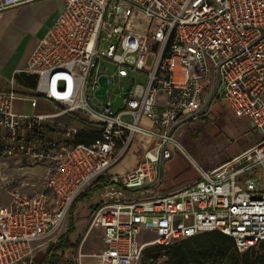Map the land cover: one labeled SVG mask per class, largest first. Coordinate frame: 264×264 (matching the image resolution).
I'll return each instance as SVG.
<instances>
[{
    "label": "built area",
    "instance_id": "obj_1",
    "mask_svg": "<svg viewBox=\"0 0 264 264\" xmlns=\"http://www.w3.org/2000/svg\"><path fill=\"white\" fill-rule=\"evenodd\" d=\"M29 1L0 0V11ZM63 1L19 69L36 76L33 92L21 95L13 81L0 88V155L51 162L41 188L12 186L9 203L0 207V264H48L37 251L57 241L73 202L91 184L105 185L88 217V229H102L103 246L78 253L76 264L82 257L139 264L154 243L167 246L213 230L231 236L239 252L258 247L264 240V0ZM104 61L114 64L112 72ZM218 66L215 97L247 117L261 137L205 169L168 130L201 107ZM100 76L108 79L103 99L95 94ZM21 98L30 107L43 98L56 110L16 112L13 103ZM61 114L92 123L93 139L75 142L80 128L58 122ZM136 135L155 139L154 146L133 169L110 175ZM173 150L195 167V181L167 194L127 196L153 183L159 157Z\"/></svg>",
    "mask_w": 264,
    "mask_h": 264
},
{
    "label": "crops",
    "instance_id": "obj_2",
    "mask_svg": "<svg viewBox=\"0 0 264 264\" xmlns=\"http://www.w3.org/2000/svg\"><path fill=\"white\" fill-rule=\"evenodd\" d=\"M64 7L63 0H32L22 5L11 7L0 11V15L4 11L15 10L16 23L3 22L0 16V88L9 89L11 81H13L14 89L21 95L31 94L36 85V76L30 73L19 72L27 64V59L30 52L34 49L38 40L45 33L46 29L54 22L58 14ZM31 31L30 37L22 38L26 31ZM20 48V50H18ZM162 97V96H161ZM23 99V98H21ZM25 100V99H23ZM26 101V100H25ZM219 101L227 107V110L232 113L228 105L220 97L213 98L208 111L200 116L190 119L180 124L177 133L179 141L183 144L188 153L193 159L203 168L211 169L228 161L244 149L255 143L260 137L261 132L253 126L247 117H237L241 121L240 131L242 134H237L232 138H224V131L221 129L224 122L221 118H216L215 121L208 120L206 124L207 131L212 137L220 142L222 154L218 157L210 158L197 153L191 146V143L186 141L187 124L192 123L198 118L208 117L213 110V105ZM32 112L36 113H52L56 110L53 103L39 98L35 107H30ZM23 112V111H22ZM55 119L65 125L80 128V131L75 138L81 141H89L94 137V126L85 119L69 114H61ZM146 125H150V121L143 119ZM177 129V127H176ZM175 131V130H174ZM173 131V132H174ZM252 131V134L246 132ZM257 133H255V132ZM254 132V133H253ZM74 138V139H75ZM148 144H155V139L148 138L143 135H136L130 147V150L123 156V158L109 169L110 175H119L133 169L137 162L142 158L145 151L150 150ZM23 156L12 157L10 162L19 161ZM5 159V158H4ZM26 159V158H25ZM7 161V159H5ZM9 162V161H8ZM16 165H9L4 167L5 170L15 169ZM51 168V162L45 160L38 162L28 171H20L26 169L23 166L18 167V171L22 175L26 174V178H19L20 182H15L9 185V191L12 186H20L24 190H29L28 185L34 184L35 187L41 188ZM198 173L190 160L177 150H173L171 156L164 162L163 177L159 185L151 188L148 185L139 187L137 189L126 191L127 196L133 198H141L153 194H167L177 188L189 185L195 181ZM28 184V185H25ZM25 185V186H23ZM88 189V190H87ZM87 190V191H85ZM81 196L75 203L72 211V231L68 233V238L73 244L72 247L64 250V255L72 254L74 259L78 253H92L98 251L102 246V229L91 228L88 229V217L90 211L101 202L104 184H91L85 189ZM94 197V199H92ZM91 199V200H90ZM86 201L80 209L79 203ZM6 205V204H5ZM3 206V205H2ZM1 207V206H0ZM46 248L37 251V258L45 257ZM83 264H94V260L88 257H82Z\"/></svg>",
    "mask_w": 264,
    "mask_h": 264
},
{
    "label": "rangeland",
    "instance_id": "obj_3",
    "mask_svg": "<svg viewBox=\"0 0 264 264\" xmlns=\"http://www.w3.org/2000/svg\"><path fill=\"white\" fill-rule=\"evenodd\" d=\"M15 12H16L15 10H9V11L2 12V14L0 15L2 21L3 22L16 23L15 22L16 21ZM142 26H143V24H142ZM31 34H32V32L28 30V31H26V33H24L22 35V38L28 39ZM18 50H20V48ZM149 61H150V58L148 59V62ZM103 65L106 66L110 72H112L115 68L114 64H112L109 61H104ZM130 75H131V73H130ZM136 76L138 77V79L144 80V76H142L141 74L137 73ZM129 83H130V81H129ZM116 85H117L116 83H113L110 86L109 92H110V96H112V97H114L115 94L117 93V88H115ZM120 104H121V98L119 97L118 99H116V101H114V108H117ZM13 110L16 112H22L23 111L26 113H30L32 111L30 108V105H29V101H25L23 99H16L14 101ZM124 118L127 120L130 119V117H128V116H126ZM216 118H221L224 122V126H222V128H221L224 131V138H229V137L232 138V137H235L237 134H242L240 131L241 121L238 118H236L230 111L227 110V107L225 106V104L223 105L222 103L217 101L215 103V105H213V110L211 113H209V116L207 118L201 117V118H198L199 120H196L192 123L187 124V131L186 132L188 135L185 136L186 141L191 143L192 148L197 153L202 154L205 157L214 158V157H218L219 155L222 154V151H221L222 147H221L220 142H216L217 140H215V138L210 135V133L207 131L208 129L206 127V124H208V120L215 121ZM178 129H179V127H177V129H175V131L173 133L176 134ZM246 133L252 134V131H248ZM255 133H257V132H255ZM175 138L177 140H179L176 135H175ZM147 146H148V148H151L153 146V144H148ZM10 161H11V159H7V161H6L4 159V157H2L0 155V206H2V205L4 206L5 204H8L10 201L9 185L13 184L15 182V180L17 182H20L19 178H21V179L26 178V174L22 175L20 173V171H23V172L28 171V170H30V167L32 168L34 165L37 164V162L29 161L25 158H20V160L16 161V162H10ZM9 165H13V166L16 165L17 167H15V169L12 168L10 170H5L4 167H9ZM19 166H23L26 169H22V170L18 171ZM87 190H85V191H87ZM85 191H83V192H85ZM92 199H94V197ZM74 203L72 204L70 211L67 214V217L65 219L64 228L61 231V234L59 235V237L63 236L65 233H67L69 231V227L71 226L70 220L72 217V211H73V207L75 206ZM85 203H86V201H84V200L79 203L80 209L83 207V205ZM144 236H150V237L154 238L155 234L154 233H150V234L145 233ZM59 237L57 238V240L59 239ZM67 237H68V234H67ZM68 240H69V238H68ZM152 245H158V244L154 243ZM152 245H150V246H152ZM254 251H256L258 254H260L262 252L261 246L257 247ZM167 259H168V253L165 250H160L156 253L154 252V254L148 255V258H145L146 262L144 259H141L139 264H146V263L166 264ZM63 260L65 261L64 264H74V259L72 258V254L67 253V255H64V252H63Z\"/></svg>",
    "mask_w": 264,
    "mask_h": 264
},
{
    "label": "trees",
    "instance_id": "obj_4",
    "mask_svg": "<svg viewBox=\"0 0 264 264\" xmlns=\"http://www.w3.org/2000/svg\"><path fill=\"white\" fill-rule=\"evenodd\" d=\"M74 141L89 142L91 140L81 141V139L75 138ZM80 196L81 194L75 201ZM70 224L71 226L67 233L59 237L55 243H50L47 246L45 259L48 264H64L63 252L66 248L73 246L67 237V234L72 231V217ZM259 246L262 249L260 254L254 251L257 247L239 252L231 236L221 231L213 230L174 242L167 246L159 244L149 246L144 249L141 259L145 260V258H148V255L165 250L168 253L166 264H264V240ZM74 264L76 263L74 262Z\"/></svg>",
    "mask_w": 264,
    "mask_h": 264
},
{
    "label": "water",
    "instance_id": "obj_5",
    "mask_svg": "<svg viewBox=\"0 0 264 264\" xmlns=\"http://www.w3.org/2000/svg\"><path fill=\"white\" fill-rule=\"evenodd\" d=\"M220 81H221V76H220V70H219V66H218L215 70V79H214L213 85H212L210 91L208 92L207 96L205 97L201 107L197 111H195V112L181 118L180 120L176 121L175 123H173L168 130V134L173 133V131L176 129V127H178L180 124H182L186 121H189L190 119L195 118L197 116L203 115L208 111L209 106H210L213 98L215 97L217 90L220 86ZM99 82H100V87L96 90L95 94L97 96H99L101 99H103L106 96V88L108 86V79L106 76H100ZM166 159L167 158H164L163 156L159 157L157 178L153 183L148 184L149 187L155 188L161 182L162 177H163L164 162Z\"/></svg>",
    "mask_w": 264,
    "mask_h": 264
}]
</instances>
